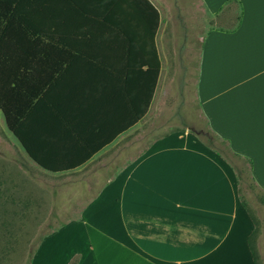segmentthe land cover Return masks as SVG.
<instances>
[{
    "label": "crops",
    "instance_id": "0c3cea01",
    "mask_svg": "<svg viewBox=\"0 0 264 264\" xmlns=\"http://www.w3.org/2000/svg\"><path fill=\"white\" fill-rule=\"evenodd\" d=\"M149 1L159 27L130 0H78L54 3L38 51L8 43L0 102L21 140L0 110L5 126L23 165L53 179L52 214L70 217L46 239L53 263L257 264L235 168L198 134L149 126L196 69L201 113L264 190V0H240V24L203 32L197 54ZM201 1L212 16L232 3Z\"/></svg>",
    "mask_w": 264,
    "mask_h": 264
},
{
    "label": "rangeland",
    "instance_id": "374dc122",
    "mask_svg": "<svg viewBox=\"0 0 264 264\" xmlns=\"http://www.w3.org/2000/svg\"><path fill=\"white\" fill-rule=\"evenodd\" d=\"M159 3L163 16L176 19L177 33L190 44V51H195L194 54L201 49L203 32L233 26L242 13L240 0L227 5L230 12L215 16L207 12L201 0H159ZM194 54L193 62L197 59ZM190 73L189 80L182 83L184 87L174 89L170 101L159 108L156 122L149 126L152 135L160 137L188 130L200 135L235 168L240 197L255 223L252 244L258 264H264V190L257 186L246 159L235 154L228 141L211 129L197 103L196 69H191ZM11 139L15 140V137L6 128L0 111V264H54L56 243L46 239L70 217L52 214L49 206L53 202L52 193L49 195L47 188L53 179L37 168L24 166L22 151ZM44 241L47 242L43 246Z\"/></svg>",
    "mask_w": 264,
    "mask_h": 264
},
{
    "label": "trees",
    "instance_id": "16d2710c",
    "mask_svg": "<svg viewBox=\"0 0 264 264\" xmlns=\"http://www.w3.org/2000/svg\"><path fill=\"white\" fill-rule=\"evenodd\" d=\"M77 1L78 0H0V65L5 66L8 62L9 51L7 47H11L8 46L9 42L13 45H22V42L29 41V43L34 45L33 49L38 51L37 43L41 41L39 32L51 31L54 27V14L56 16V12L63 9L61 7L66 8L70 6L71 8L72 4L75 5ZM130 1L134 4V11H140V15L147 17V19H151L152 23H155L156 26L158 25L159 27L160 14L149 0ZM232 1L234 2L235 0H231V2ZM54 3L62 4V6H54ZM239 19H241V15H239L237 19L238 25L240 24ZM47 40L52 43V35H50V38ZM36 47L37 49H35ZM157 71L159 76L161 71L160 61H158ZM0 110L5 116L7 128L21 140L11 115L1 102ZM246 161L251 171L252 162L249 159H246ZM252 247L255 260L257 261L258 256L256 249L253 245Z\"/></svg>",
    "mask_w": 264,
    "mask_h": 264
}]
</instances>
